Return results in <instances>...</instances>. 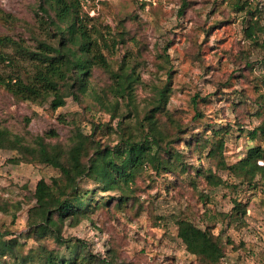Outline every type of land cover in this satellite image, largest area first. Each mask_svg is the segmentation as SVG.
Wrapping results in <instances>:
<instances>
[{
  "label": "rangeland",
  "instance_id": "1",
  "mask_svg": "<svg viewBox=\"0 0 264 264\" xmlns=\"http://www.w3.org/2000/svg\"><path fill=\"white\" fill-rule=\"evenodd\" d=\"M40 3L0 0V37L20 41L29 50H36L43 38L55 43ZM80 3L84 18L107 43L103 52L109 69L116 72L123 65L133 72L131 99L110 93L112 79L101 68L93 69L90 86L105 101H113L119 114L114 118L95 93L79 100L69 96L56 109L48 102L18 99L1 82L19 75V66L29 71L34 62L15 45L0 43V129L22 143L42 136L63 147H69L80 130L100 147L114 149L129 134L139 140L135 135L142 132L144 114L157 90L168 84L165 112L155 116L171 132V151L182 154L183 161L173 158V170L158 173L147 166L128 184L121 181L108 190L83 177L79 185L82 191L93 190L91 206H96L75 225L68 219L56 220L54 230L62 239L84 241L91 254L111 258L115 264H209L190 253L177 235V220L187 218L218 237L224 256L213 264H264V173L247 184L210 157L209 144L203 141L214 128L227 130L223 153L227 166L260 142L248 132L261 120L257 102L264 94V61L256 54L264 52V34L258 31L254 42L245 29L256 20L264 26V0ZM251 54L254 61H249ZM99 124L103 127L98 129ZM197 168L215 179L209 182L196 173ZM58 174L48 164L26 161L18 150L0 148V234H6L4 240L15 238L16 252L24 257H32L40 246L65 252V244H58L49 232L38 239V230L28 225L37 182L51 184ZM123 196L126 200L119 204ZM236 202L245 204V212L235 211ZM12 262L9 256L2 259L3 264Z\"/></svg>",
  "mask_w": 264,
  "mask_h": 264
},
{
  "label": "trees",
  "instance_id": "2",
  "mask_svg": "<svg viewBox=\"0 0 264 264\" xmlns=\"http://www.w3.org/2000/svg\"><path fill=\"white\" fill-rule=\"evenodd\" d=\"M39 7L47 17L55 43L46 40L38 41L36 50H29L20 41L7 36L0 37V43L13 44L19 51L27 54L34 62L29 71L19 66L20 73L2 80V85L14 97L33 102H48L52 109L65 104V99L72 96L80 97L95 93L90 86L92 71L101 68L109 72L112 79L110 93L122 99H131L132 83L135 76L132 71L120 65L119 70L112 72L104 55V46L107 47L101 32L90 26L87 17L84 18L80 0H41ZM249 13L251 11L249 10ZM247 36L257 42L255 34L259 31L264 34V26L256 21L246 29ZM264 61V52L256 54ZM12 59L11 55L7 56ZM252 54L249 61L252 60ZM252 58V59H251ZM256 60V59H255ZM107 91H102L106 95ZM169 87L165 84L156 92L152 107L142 118L141 134L121 138V144L116 148L100 147L89 135L77 130L69 147L51 145L44 141L42 136L34 138L33 143H22L12 136L6 129H0V148L18 150L26 161H39L58 170V175L51 178V184L40 179L34 189L35 205L29 209L28 225L38 230V239L49 232L58 244L64 243V253L57 250H48L43 246L27 258L16 252L19 245L15 238L4 240L6 234H0V264L5 256L12 258L13 264H115L114 261L99 258L88 250L87 243L80 239H62L54 230L56 220L63 222L69 220L72 225L88 217L91 209L93 190L82 191L79 181L83 177H91L108 190L119 185V182L128 184L133 180L139 170L149 166L158 173L160 170H173V158L182 163V154L171 151V132L166 126H161L156 118V112H165ZM98 103L106 111H110L112 118L119 114L113 101H105L100 97ZM258 115L260 122L248 132L251 139L260 142L249 146L244 156L237 162L227 166L224 162L227 130L221 126L212 129L210 136L203 139L209 144L208 155L218 158L222 168H228L235 176H242L250 184L256 174L264 173V94H260ZM145 122V124H144ZM99 124L97 128H102ZM139 129V128H138ZM178 131L172 132L177 137ZM202 138L196 139V141ZM259 162H262L261 164ZM188 166H184L187 169ZM196 173L204 175L209 182L215 179L214 174L196 169ZM262 178V176H261ZM264 184V179H263ZM90 194V195H89ZM87 197V198H86ZM127 196L118 199V203L125 202ZM98 200L95 201V203ZM106 201L101 202L102 204ZM236 212H245V204L236 202ZM177 235L184 243L186 249L196 255L203 263H217L224 256L218 237L208 229H202L187 218L177 220ZM78 241L79 244H70ZM18 244V245H17Z\"/></svg>",
  "mask_w": 264,
  "mask_h": 264
}]
</instances>
